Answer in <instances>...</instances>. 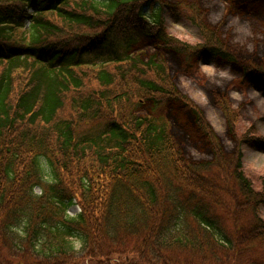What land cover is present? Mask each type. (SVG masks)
I'll use <instances>...</instances> for the list:
<instances>
[{
	"label": "trees",
	"instance_id": "obj_1",
	"mask_svg": "<svg viewBox=\"0 0 264 264\" xmlns=\"http://www.w3.org/2000/svg\"><path fill=\"white\" fill-rule=\"evenodd\" d=\"M229 1L215 22L207 0H0V264H264V181L164 60L187 44L166 33L162 7L185 5L205 53L264 82V1ZM237 15L249 24L239 37ZM226 97L216 101L231 126Z\"/></svg>",
	"mask_w": 264,
	"mask_h": 264
},
{
	"label": "rangeland",
	"instance_id": "obj_2",
	"mask_svg": "<svg viewBox=\"0 0 264 264\" xmlns=\"http://www.w3.org/2000/svg\"><path fill=\"white\" fill-rule=\"evenodd\" d=\"M216 2L227 7L224 0H207V4H212L206 13L207 17L215 22L229 16L218 11ZM259 4L264 7L262 3ZM184 6H178L176 10L163 6L160 13L166 33L176 38V42L187 44L185 55L165 53V64L169 66L171 75L175 74L172 76L179 83L181 90L192 98L198 110L203 113L204 119L212 126L226 149L235 154L241 151L243 170L257 185H261L264 181V150L249 144L245 139L261 138L264 141V82L256 77L244 80L243 74L232 69L230 64L219 63L215 55L205 53L210 46L207 45L198 27V21L193 20L191 11ZM199 9L205 11L204 8ZM244 19V16L237 15L230 23V27L238 37L249 29V24L245 23ZM91 81L95 85L93 79ZM218 89L226 94L232 108H238V112L235 113L236 120L231 126L227 124L221 108L217 105ZM157 97L161 101L165 98V96ZM101 112L109 114L108 109H103ZM167 119L173 130L184 136V131L178 126L174 117L169 116ZM183 140L194 145L199 143L196 138L192 139L188 135L183 137ZM214 171L215 168L212 172ZM78 209L77 205H72L68 213L74 215ZM261 214L264 217V208L261 209Z\"/></svg>",
	"mask_w": 264,
	"mask_h": 264
},
{
	"label": "clouds",
	"instance_id": "obj_3",
	"mask_svg": "<svg viewBox=\"0 0 264 264\" xmlns=\"http://www.w3.org/2000/svg\"><path fill=\"white\" fill-rule=\"evenodd\" d=\"M39 167L42 171V180L45 183H52L55 181V177L52 173V168L51 165L49 164L47 158L45 157H40V161H39ZM43 191L42 188H37L35 189V193L36 195H40L41 192ZM23 224H26V221H24L21 226L17 227L15 230L20 232L21 235H23ZM71 242L73 243V245L76 248H79L82 244V240L78 237H70Z\"/></svg>",
	"mask_w": 264,
	"mask_h": 264
}]
</instances>
